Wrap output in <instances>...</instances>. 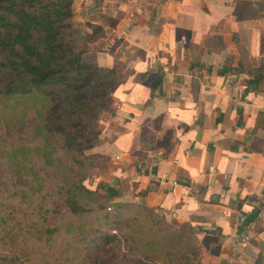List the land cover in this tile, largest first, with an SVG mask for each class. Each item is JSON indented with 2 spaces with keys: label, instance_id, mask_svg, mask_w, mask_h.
Listing matches in <instances>:
<instances>
[{
  "label": "crops",
  "instance_id": "obj_1",
  "mask_svg": "<svg viewBox=\"0 0 264 264\" xmlns=\"http://www.w3.org/2000/svg\"><path fill=\"white\" fill-rule=\"evenodd\" d=\"M72 11L83 58L118 76L89 185L194 226L199 264H264V0Z\"/></svg>",
  "mask_w": 264,
  "mask_h": 264
},
{
  "label": "trees",
  "instance_id": "obj_2",
  "mask_svg": "<svg viewBox=\"0 0 264 264\" xmlns=\"http://www.w3.org/2000/svg\"><path fill=\"white\" fill-rule=\"evenodd\" d=\"M72 1L0 0V126L28 122L31 134L38 141L32 147L22 137L7 149L0 131V160L7 158L11 162V167L1 168L0 164V178L10 169L13 191L27 195L24 198L40 191L44 185L42 179H37L38 172L31 163L34 161L32 150L55 166L61 163L59 156H53L56 149L59 151L60 141L73 164L80 162L75 148L80 140L69 136L68 127L63 126L65 122L58 128L53 125L58 105L62 120L75 115L92 118L96 109L92 106L95 97L90 93L96 88L95 81L100 90L105 89V96H109V89L118 82L113 67L83 58L85 45L78 46L72 36ZM87 79L85 94L76 99L73 86ZM160 82L161 75L152 82L151 90ZM105 102L101 104L107 106ZM65 184L67 188L61 183L57 186H62L63 202L74 219L68 229L70 236L77 240L87 231L90 235L93 233L85 242L86 249L106 250L121 238L130 241L127 250L131 258L126 264H171L175 263L176 256L170 250L183 246L178 258L185 260V264H199L200 248L197 243L191 244L192 238L196 241L197 229L188 222H181L180 229L169 237L162 236L160 219H155L153 209L146 204L127 200L107 208L109 196L89 184L80 180H66ZM3 196L0 186V198ZM44 230L51 235L55 229L47 226ZM81 245L75 246L76 254H80ZM77 264L88 263L79 259Z\"/></svg>",
  "mask_w": 264,
  "mask_h": 264
},
{
  "label": "rangeland",
  "instance_id": "obj_3",
  "mask_svg": "<svg viewBox=\"0 0 264 264\" xmlns=\"http://www.w3.org/2000/svg\"><path fill=\"white\" fill-rule=\"evenodd\" d=\"M97 83L98 81H95L96 88L93 87L90 93L91 97H95L92 106L96 109L92 118L86 119L85 116L75 115L68 120H62L59 105L54 113L53 125L58 128L62 126L61 123L65 122L63 126L68 127L69 136L74 135L76 139L80 140L81 143L75 146L79 163L73 164L60 141L57 143L59 151L56 149L53 156H59L61 163L55 166L32 150L34 161L31 163L38 172L37 179L39 181L42 179L44 185L40 191L33 193L28 198H24L27 195H23L22 192L14 193L11 170L3 172L2 178H0L2 182L0 186L4 191V196L0 198V255L2 257L0 264H77L79 259H84L88 264H126L129 262L131 256L127 249L130 241L126 242L118 238L112 242L108 249L93 251L85 248V242L93 233L90 235L87 231L77 240L70 236L68 229L70 222L73 223L74 219L71 218L73 216L63 202L62 186H57V183H61L67 188L66 180L69 182L80 180L88 185L94 169L102 167V163L98 161L100 155L92 151L100 140L99 135H101L103 127L102 119L114 110V99L111 95L113 88L109 89V96H105V89L100 90ZM87 84L88 79L73 86L76 99L83 97ZM104 102L107 103V106L102 105ZM33 115H35L34 111ZM30 130L31 124L28 122L24 125L18 122L11 127L0 126L7 149L15 146L18 141L22 140V137L33 147L38 141ZM7 161V158L2 159V162L0 160L1 168L11 167V162ZM25 178L22 176V179ZM92 189L98 190L93 185ZM98 192L103 193L99 190ZM115 203L118 201L108 198L107 208H111ZM153 215L155 219H160L159 227L162 236L169 237L170 234L176 233L177 229H180L179 223L169 220L164 214H155L153 211ZM162 215H164V219ZM47 226L55 229L51 235L45 233L44 229ZM191 241L192 245L196 244L193 238ZM80 243H82L80 254H76L75 246ZM182 249L175 247L170 250L176 256V264H185V260L181 261L180 257L178 258ZM175 263L171 262V264Z\"/></svg>",
  "mask_w": 264,
  "mask_h": 264
}]
</instances>
